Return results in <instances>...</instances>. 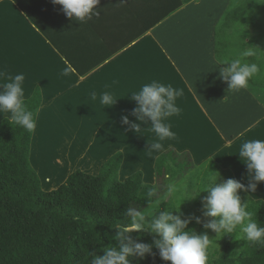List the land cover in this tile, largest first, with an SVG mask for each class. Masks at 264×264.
<instances>
[{
  "label": "crops",
  "instance_id": "0c3cea01",
  "mask_svg": "<svg viewBox=\"0 0 264 264\" xmlns=\"http://www.w3.org/2000/svg\"><path fill=\"white\" fill-rule=\"evenodd\" d=\"M227 2L190 0L166 14L169 0H99L100 15L78 24L51 0H25L42 34L14 2L0 0V69L25 75V99L41 94L28 159L43 191L75 170L96 175L116 152L119 181L141 171L144 183H154L151 163L161 153H148L154 133L138 136L121 123L122 116L136 122L131 93L153 79L184 89L180 114L167 121L176 139L163 151L188 152L195 165L212 160L247 186L238 150L264 139V88L229 92L219 77L214 34ZM65 62L75 69L68 77L58 75ZM104 91L117 100L111 108L99 103ZM246 193L264 201V182Z\"/></svg>",
  "mask_w": 264,
  "mask_h": 264
},
{
  "label": "trees",
  "instance_id": "16d2710c",
  "mask_svg": "<svg viewBox=\"0 0 264 264\" xmlns=\"http://www.w3.org/2000/svg\"><path fill=\"white\" fill-rule=\"evenodd\" d=\"M11 1L43 34L28 13L25 0ZM189 1L169 0L171 5L166 14ZM238 2L237 8L224 13L222 22L215 29L216 61L227 58L226 43L220 39L223 30L249 12L264 8L255 0ZM249 88L257 91L264 88V78L250 80ZM25 101L36 119L41 104L39 89L33 90ZM31 135L10 125L8 118L0 121V264H90L89 253L102 256L104 248L115 245L114 226L126 221L125 209L129 206L141 210L147 207L143 194L148 186H155L157 196H163L166 185L184 176L199 184L207 177V163L210 172L219 173L221 180L218 183L234 179L230 170L220 168L212 160L195 165L188 152L178 153L169 148L153 161V184L144 183L141 171L119 181L122 154L116 152L100 166L96 175L75 170L57 189L45 192L28 161ZM206 195L202 192L195 199L194 215H201L200 199ZM238 195L242 203L248 202L253 218L264 226L263 200H255L245 191H239ZM168 203L165 201L162 207ZM188 228L194 229L198 235L207 232L202 224L194 222ZM238 234L223 236L220 249L208 254L207 264H264V244L244 240L243 251L234 256L233 247ZM133 236L139 238L138 242H152V236L146 231ZM153 252L154 256L138 262L134 260L133 264H168L159 258L156 249Z\"/></svg>",
  "mask_w": 264,
  "mask_h": 264
},
{
  "label": "clouds",
  "instance_id": "9594fccd",
  "mask_svg": "<svg viewBox=\"0 0 264 264\" xmlns=\"http://www.w3.org/2000/svg\"><path fill=\"white\" fill-rule=\"evenodd\" d=\"M51 3L59 5L63 14L78 24L100 15L97 9L99 0H51ZM256 50L245 48L242 41L240 47L229 52L228 58L216 62L217 66H223L218 69L219 77L227 83L229 92L247 89L253 78H264V60L258 63L250 59L256 56ZM74 73L71 64L65 62L58 75L68 77ZM0 81H3L0 83V114H8L10 125L34 133L36 119L25 101V75H10L0 69ZM183 95L184 89L156 79L131 93L130 98L136 104L131 115L136 122H130L127 116H122L121 123L138 136H143L145 128L154 133L155 139L148 144L149 155L162 152L166 141L176 139L172 125L167 121L180 114L177 100ZM91 99L97 100L95 92L91 94ZM116 101L109 91L99 94L103 109L111 108ZM141 125L150 126L142 128ZM238 157L248 171L249 182L246 187L234 179L218 183L221 177L219 173L209 171V163L205 165L206 179L191 189L168 184L164 195L157 196V188L148 186L143 194L147 207L142 210L137 206L127 207L123 212L126 221L114 226L115 245L104 248L102 256H97L95 252L89 253L90 264H133L134 260L138 262L154 256L153 249L168 264H207L213 241L235 232L241 234L237 236L238 240L264 244V226L253 218L254 213L249 210L248 202L242 203L238 195L239 191L255 192L257 185L264 182V139L242 142ZM202 192L207 195L200 199L201 215L182 218L183 214L179 211L181 204L200 197ZM165 201L169 203L162 207ZM193 222L215 233V239L210 240L207 233L198 235L194 229H189L188 225ZM142 231L152 236L151 243L138 242L139 238L133 236Z\"/></svg>",
  "mask_w": 264,
  "mask_h": 264
},
{
  "label": "rangeland",
  "instance_id": "374dc122",
  "mask_svg": "<svg viewBox=\"0 0 264 264\" xmlns=\"http://www.w3.org/2000/svg\"><path fill=\"white\" fill-rule=\"evenodd\" d=\"M255 1L258 3V5H264V0H255ZM238 4H239L238 0H228L227 6H226L220 20L218 21L216 28H218V24L222 22V17L224 15V13L226 11H230L234 7L237 8ZM229 25L230 26L227 29L223 30V32L220 35V39L226 43L227 58L229 57V52L240 47L242 45V41H243V46L245 48L257 49L256 50V56L252 57L250 59H253L254 61H256L258 63L261 60H264V8H259V9H256L254 11H251L245 17L241 18L238 21L235 20L232 23H230ZM161 153H159V154H161ZM159 154H157L155 156V158ZM28 161H29V159H28ZM151 165H152L151 166L152 173H154L153 162L151 163ZM31 168H32V166H31ZM169 184H174L177 187L187 186L189 189H191V188L197 186L198 182L195 183V182L191 181L190 179H188L187 176H184L182 179L175 180ZM194 204H195V199L185 201L181 204L179 211H180V213L183 214L182 218H187L190 215H193ZM206 222H207V220L205 219L204 223H206ZM205 230L207 231L206 233H207L209 239L214 240L215 239V233H213L209 229H205ZM239 235H241V234L239 233L238 236ZM218 239L219 238H217V240L213 241V244L210 247L209 253H212L214 251H218L220 249L221 239H219V240ZM243 244H244L243 239H239V240L237 239L236 240L235 245L233 247V254L235 257L239 256L240 253L243 251Z\"/></svg>",
  "mask_w": 264,
  "mask_h": 264
}]
</instances>
